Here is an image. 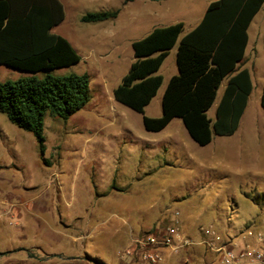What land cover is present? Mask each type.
I'll return each instance as SVG.
<instances>
[{"label": "rangeland", "instance_id": "rangeland-1", "mask_svg": "<svg viewBox=\"0 0 264 264\" xmlns=\"http://www.w3.org/2000/svg\"><path fill=\"white\" fill-rule=\"evenodd\" d=\"M213 1L132 0L110 6L120 9L115 23L78 21L84 36L117 31L120 46L107 65L92 60V66L81 62L52 72L86 73L89 100L67 120L45 117L42 156L33 135L0 113V264H216L198 244L201 227L211 226L223 239L263 229L264 5L249 28L259 34L252 91L233 135H214L198 146L178 119L160 132L143 128V116L161 115L162 93L176 74V46L157 72L162 85L143 113L112 96L132 62V41L177 22L191 30ZM104 9L85 0L68 14ZM26 75L0 65V81ZM214 109L207 112L212 119ZM169 228L188 244L179 248L182 242L174 241L175 252L144 244L148 236L160 240ZM154 253L161 258L155 263L148 257Z\"/></svg>", "mask_w": 264, "mask_h": 264}, {"label": "trees", "instance_id": "trees-1", "mask_svg": "<svg viewBox=\"0 0 264 264\" xmlns=\"http://www.w3.org/2000/svg\"><path fill=\"white\" fill-rule=\"evenodd\" d=\"M263 5L264 0H216L207 5L196 27L182 37V22L154 28L131 44L134 60L112 90L113 99L143 113L162 85L163 78L157 72L177 44V74L163 91L161 115L143 116V128L160 132L178 119L198 146L210 144L214 135H233L252 91L249 71L239 68L247 30ZM118 13L88 12L79 21L104 22L115 19ZM63 20L59 0H0V65L27 74L0 81V113L12 125L33 135L41 156L45 117L67 120L89 100L86 73H52L80 61L68 41L52 32ZM223 82L225 87L217 97ZM214 105L212 119L207 112ZM260 106L264 110V86Z\"/></svg>", "mask_w": 264, "mask_h": 264}, {"label": "crops", "instance_id": "crops-1", "mask_svg": "<svg viewBox=\"0 0 264 264\" xmlns=\"http://www.w3.org/2000/svg\"><path fill=\"white\" fill-rule=\"evenodd\" d=\"M59 1L61 2L63 9H64V20L56 27H60V28L62 27V30H65L64 35H60V36L65 38L68 41V43L71 45V47L80 56L79 63L83 62L85 64L92 66L93 63L91 61L93 60L94 63L97 62L99 65H105V64L107 65V59H108L109 55L111 54V52L117 51L119 46H120L118 41L115 39V35H116L115 33L117 31L113 32L112 30H96V32L102 33V35L96 36L95 33L91 34V35H86V36L81 35L79 28H78L79 27L78 21H79L81 16L80 17H78V16L72 17V15L68 14V12L71 13L72 9H74L76 7V3L81 2V1H85V0H59ZM86 1H89V2H98L99 1L102 3L104 8H106V9L101 10V11H112L110 6H112V5L115 6V5H120V4L122 5V7L128 6L132 0H86ZM113 10H119V13H120V9H113ZM119 13H118V15H119ZM117 18H118V16L113 20H108V21L99 22V23H90V24H94L95 27H100V25H103V23H112V22L115 23V21H117ZM173 24H175V23H173ZM170 25H172V24H170ZM250 25H251V23H250ZM250 25H249L248 30H247L248 41H247V45H246V49H245V53H244V59H243L242 63L240 64L239 68H240V70L241 69H247L249 71L250 79H251V83H252V72L254 69L253 58L255 56V49L254 48H255L259 34H258L257 30H249ZM166 26H169V25H166ZM183 26H184V24H183ZM56 27H54V28H56ZM161 27H165V26H161ZM191 30H188V31L183 30L182 34L185 35L188 32H190ZM149 33H147V34H149ZM182 34L180 35L181 37L183 36ZM145 36H143V37H145ZM135 41H137V40H135ZM133 42L134 41H132L131 44ZM175 46H176V52H177V44ZM132 54H133V52H132ZM133 60H134V57L132 59V62H133ZM175 64H176V53H175ZM176 74H177V67H176ZM172 76H174V75H172ZM222 84H223V86L221 85V87H220L221 88L220 96H221L223 89L225 87V82H223ZM247 105H248V102H247ZM246 110H247V106H246V109H245L243 115L245 114ZM243 115H242V117H243ZM242 117H241V119H242ZM241 119H240V121H241Z\"/></svg>", "mask_w": 264, "mask_h": 264}, {"label": "built area", "instance_id": "built-area-1", "mask_svg": "<svg viewBox=\"0 0 264 264\" xmlns=\"http://www.w3.org/2000/svg\"><path fill=\"white\" fill-rule=\"evenodd\" d=\"M199 234L198 244L204 246L214 256L216 264H264V226L263 229H248L225 239L211 226L201 227ZM176 240L182 242L179 248L188 244L187 239L181 240L178 230L169 228L160 240L148 236L144 244L151 247H168L175 252L177 247L173 246V242ZM148 257L153 263L161 260L157 253Z\"/></svg>", "mask_w": 264, "mask_h": 264}]
</instances>
